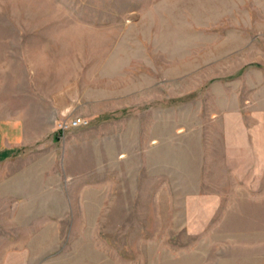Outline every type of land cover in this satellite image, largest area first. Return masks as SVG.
Instances as JSON below:
<instances>
[{"label": "rangeland", "instance_id": "rangeland-1", "mask_svg": "<svg viewBox=\"0 0 264 264\" xmlns=\"http://www.w3.org/2000/svg\"><path fill=\"white\" fill-rule=\"evenodd\" d=\"M11 122L0 264H264V0H0Z\"/></svg>", "mask_w": 264, "mask_h": 264}, {"label": "crops", "instance_id": "crops-1", "mask_svg": "<svg viewBox=\"0 0 264 264\" xmlns=\"http://www.w3.org/2000/svg\"><path fill=\"white\" fill-rule=\"evenodd\" d=\"M12 123V122H11ZM7 131L0 127V163L11 158L14 151L19 150L25 138L21 132L20 123L14 122Z\"/></svg>", "mask_w": 264, "mask_h": 264}, {"label": "built area", "instance_id": "built-area-1", "mask_svg": "<svg viewBox=\"0 0 264 264\" xmlns=\"http://www.w3.org/2000/svg\"><path fill=\"white\" fill-rule=\"evenodd\" d=\"M85 124H86V120L82 118H71L67 120H61L58 123V130H59V133H63L67 129L74 128L80 125H85Z\"/></svg>", "mask_w": 264, "mask_h": 264}]
</instances>
